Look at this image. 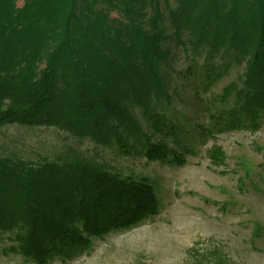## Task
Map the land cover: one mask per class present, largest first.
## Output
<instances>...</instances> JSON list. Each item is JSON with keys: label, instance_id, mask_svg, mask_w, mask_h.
Wrapping results in <instances>:
<instances>
[{"label": "rangeland", "instance_id": "374dc122", "mask_svg": "<svg viewBox=\"0 0 264 264\" xmlns=\"http://www.w3.org/2000/svg\"><path fill=\"white\" fill-rule=\"evenodd\" d=\"M175 7L176 0H169V6L163 1L160 17L148 4L137 21L149 34L163 32L160 46L170 50L156 66L166 95H150L147 107L164 111L176 133L156 129L157 119L129 101L126 106L139 130L121 140L46 126L0 127V152L82 164L91 177L114 175L118 181L106 203L119 196L128 180L143 187H138L136 199L155 197L156 212L96 234L81 221L79 205L68 200L67 215L64 203L57 215L69 227L67 237L45 232L29 240L25 231V248L15 233L5 231L0 235V264H264V98L257 107L245 103L250 77L246 61L223 49L211 56L201 50L196 56L192 45L173 38L169 8ZM110 16L127 23L117 10ZM111 35L120 36V31ZM145 136L158 145L156 158L138 149L139 138L146 143ZM73 187L71 183L72 192ZM52 196L46 203L55 204Z\"/></svg>", "mask_w": 264, "mask_h": 264}, {"label": "trees", "instance_id": "16d2710c", "mask_svg": "<svg viewBox=\"0 0 264 264\" xmlns=\"http://www.w3.org/2000/svg\"><path fill=\"white\" fill-rule=\"evenodd\" d=\"M17 1L0 0V127L46 126L121 140L139 130L126 106L129 101L157 119L156 129L177 132L164 111L147 107L150 95H166L156 66L170 50L160 46L163 32L149 34L137 21L148 4L162 17L160 6L163 1L169 6V0H25L21 7ZM176 2L177 7L169 8L173 38L192 45L196 56L201 50L211 56L223 49L246 61L250 77L245 103L257 107L264 98V0ZM114 10L124 15L126 24L111 18ZM118 31V38L111 35ZM144 138L146 143L139 138L137 148L156 158L158 145L153 137ZM87 168L0 152V235L15 233L25 248V231L29 240L45 232L67 237L69 227L57 215L63 203L67 215L68 200L79 205L81 221L96 234L156 212L155 197L136 199L143 187L128 180L119 196L106 203L118 179L104 173L91 177ZM93 178L104 184L96 185ZM49 194L54 205L44 200Z\"/></svg>", "mask_w": 264, "mask_h": 264}]
</instances>
